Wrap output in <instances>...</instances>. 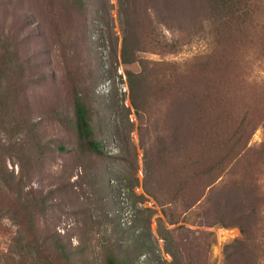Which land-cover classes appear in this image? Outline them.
I'll use <instances>...</instances> for the list:
<instances>
[{
  "label": "rangeland",
  "instance_id": "rangeland-1",
  "mask_svg": "<svg viewBox=\"0 0 264 264\" xmlns=\"http://www.w3.org/2000/svg\"><path fill=\"white\" fill-rule=\"evenodd\" d=\"M216 1L0 0V264L260 253L264 0ZM216 189L228 225L202 223Z\"/></svg>",
  "mask_w": 264,
  "mask_h": 264
},
{
  "label": "trees",
  "instance_id": "trees-1",
  "mask_svg": "<svg viewBox=\"0 0 264 264\" xmlns=\"http://www.w3.org/2000/svg\"><path fill=\"white\" fill-rule=\"evenodd\" d=\"M222 3L223 8H230L229 15L233 16V18H240L245 13V7L234 5L233 0H217L216 2ZM75 116H76V123H77V130L79 134V138L83 142V145L86 146L87 150H90L91 152L97 153L99 155L103 154V146L101 141H99L95 135L94 130L91 124V117H90V111L87 107V104L84 102L81 95H76L75 100ZM216 180L213 179L212 181H209L207 186H210L214 184ZM212 191L217 188L216 186H212ZM222 189H216V192H214V209H208L206 210L207 216L206 220H204L202 223L205 225H214L216 223L228 225L232 222L226 221L225 217H227V214H225V207L229 201V198L227 196H221L223 193ZM219 192H221L219 194ZM242 231L245 233L246 230L241 228ZM248 244L246 243V240L244 239H237L235 242L226 244V250H225V257L224 261L221 264H261L259 262V257L262 253H264V246L258 247L259 252L255 253V258H246L245 257V249L247 248ZM177 253H180L179 247H177V251L174 252L172 250V255L174 256V261L172 262L175 264H183L181 259H177L175 261V256ZM108 264H129V263H121L119 262L114 255H110L107 259Z\"/></svg>",
  "mask_w": 264,
  "mask_h": 264
}]
</instances>
